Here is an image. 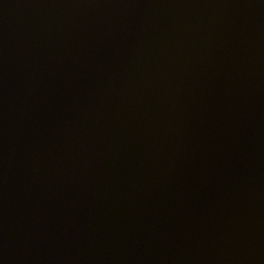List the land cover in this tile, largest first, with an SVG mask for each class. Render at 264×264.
I'll use <instances>...</instances> for the list:
<instances>
[{
	"label": "water",
	"instance_id": "95a60500",
	"mask_svg": "<svg viewBox=\"0 0 264 264\" xmlns=\"http://www.w3.org/2000/svg\"><path fill=\"white\" fill-rule=\"evenodd\" d=\"M0 264H264V0H0Z\"/></svg>",
	"mask_w": 264,
	"mask_h": 264
}]
</instances>
